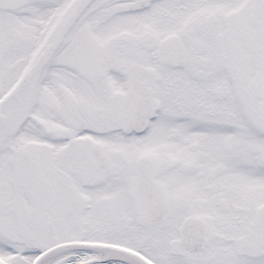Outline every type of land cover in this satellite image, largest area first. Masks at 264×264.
<instances>
[{
  "label": "snow or ice",
  "instance_id": "6c2138e0",
  "mask_svg": "<svg viewBox=\"0 0 264 264\" xmlns=\"http://www.w3.org/2000/svg\"><path fill=\"white\" fill-rule=\"evenodd\" d=\"M0 264H264V0H0Z\"/></svg>",
  "mask_w": 264,
  "mask_h": 264
}]
</instances>
